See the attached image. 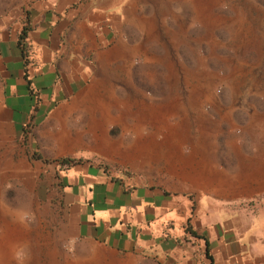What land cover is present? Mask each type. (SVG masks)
<instances>
[{"label": "rangeland", "instance_id": "374dc122", "mask_svg": "<svg viewBox=\"0 0 264 264\" xmlns=\"http://www.w3.org/2000/svg\"><path fill=\"white\" fill-rule=\"evenodd\" d=\"M115 2L114 53L126 57L74 97L99 114L90 122L97 135L90 160L185 194L197 221L213 206L224 216L244 213L264 246V0ZM3 118L0 264H76L55 239L60 217L42 185L52 164L34 158L42 156L34 125L20 133ZM104 120L106 132L98 128ZM76 125L87 127L85 119ZM10 242L14 252L5 248Z\"/></svg>", "mask_w": 264, "mask_h": 264}, {"label": "crops", "instance_id": "0c3cea01", "mask_svg": "<svg viewBox=\"0 0 264 264\" xmlns=\"http://www.w3.org/2000/svg\"><path fill=\"white\" fill-rule=\"evenodd\" d=\"M0 2V113L17 132L34 125L32 141L42 154L34 158L52 164L42 185L60 217L53 230L64 244L59 250L70 253L64 256L83 264H264V252L253 250L264 246L250 236L246 214L224 216L213 206L197 221L185 194L150 185L137 173L113 174L90 160L97 141L90 122L99 114L74 97L83 82L106 76L126 57L114 53L121 26L115 0ZM21 30L26 58L18 44ZM84 119L86 129H74ZM107 122L98 128L106 132ZM61 158L76 161L60 165ZM6 248L18 247L10 242Z\"/></svg>", "mask_w": 264, "mask_h": 264}, {"label": "trees", "instance_id": "16d2710c", "mask_svg": "<svg viewBox=\"0 0 264 264\" xmlns=\"http://www.w3.org/2000/svg\"><path fill=\"white\" fill-rule=\"evenodd\" d=\"M25 34H26L25 30H21V33L18 36V44H19V47L21 50V55L24 58H26V55H27V46L24 42ZM75 161L76 160H74V158H61V159H59V164L60 165L69 164V163H73Z\"/></svg>", "mask_w": 264, "mask_h": 264}, {"label": "bare ground", "instance_id": "6f19581e", "mask_svg": "<svg viewBox=\"0 0 264 264\" xmlns=\"http://www.w3.org/2000/svg\"><path fill=\"white\" fill-rule=\"evenodd\" d=\"M8 233V232H7ZM4 240V239H3ZM8 240V239H7ZM9 241V240H8ZM3 242V241H2ZM1 246H2V244H1ZM4 246H5V244H4ZM6 248V247H5Z\"/></svg>", "mask_w": 264, "mask_h": 264}]
</instances>
